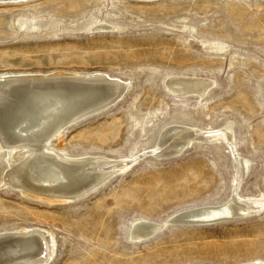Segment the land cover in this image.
<instances>
[{"label": "rangeland", "instance_id": "1", "mask_svg": "<svg viewBox=\"0 0 264 264\" xmlns=\"http://www.w3.org/2000/svg\"><path fill=\"white\" fill-rule=\"evenodd\" d=\"M3 4L0 76L104 73L122 94L64 134L63 155L102 158L113 172L85 195L44 200L5 186L0 153V233L48 232L53 254L38 264H264V0ZM169 75L213 85L179 98L164 88ZM175 125L191 136L169 156L179 143L161 137ZM232 193L245 204L236 220L169 223ZM143 220L166 227L130 238Z\"/></svg>", "mask_w": 264, "mask_h": 264}, {"label": "bare ground", "instance_id": "2", "mask_svg": "<svg viewBox=\"0 0 264 264\" xmlns=\"http://www.w3.org/2000/svg\"><path fill=\"white\" fill-rule=\"evenodd\" d=\"M24 1L29 0H0V4ZM215 46L219 48L221 45ZM86 75L0 76V153L5 150V186L37 198L73 200L89 193L112 176L113 172L104 170L108 163L106 160L98 157L71 158L60 150L64 134L73 124L98 112L102 104L122 94V87L117 81L104 73ZM93 77L98 78L90 79ZM212 85L209 79L198 76L169 75L164 80L165 90L179 98H204ZM57 106L58 109L62 108L57 116L44 117L48 113L52 115ZM230 127L226 129L232 133ZM190 136L189 129L175 125L161 137V142L179 143L178 150L174 152L178 153ZM247 165L248 161L243 158L240 172L243 167L245 172ZM233 193L231 200L222 204L182 211L175 218L193 221L239 214L243 211L241 206L244 203L240 202L239 197L238 200L234 199ZM224 209L228 213H224ZM150 222L143 220L135 225L133 223L130 238L144 240L166 227V223ZM52 254L53 241L45 230L25 228L0 233V264L45 263Z\"/></svg>", "mask_w": 264, "mask_h": 264}, {"label": "water", "instance_id": "3", "mask_svg": "<svg viewBox=\"0 0 264 264\" xmlns=\"http://www.w3.org/2000/svg\"><path fill=\"white\" fill-rule=\"evenodd\" d=\"M83 78V77H82ZM85 78H88V77H85ZM96 78H98V77H93V78H90V79H96ZM59 106V105H58ZM58 106H57V108H56V110H53V112H52V115L50 114V113H48V114H46L44 117H47L48 115L50 116L49 118H52V117H55V116H57V114H59V112H60V110L62 109H60V107H59V109H58ZM55 115H54V114ZM78 123V121L75 123V124H73L72 125V127L74 126V125H76ZM71 128V127H70ZM179 152H180V150H179ZM178 152V153H179ZM178 153H174L173 152V154H171V155H169V156H175V155H177ZM223 212L224 213H228L227 212V210L226 209H224L223 210ZM231 216V217H230ZM240 216H239V214H233V215H229V217H227V218H221V219H202V220H193V221H185V220H183V219H179V218H172V221L171 222H169L170 224L171 223H173V224H178V225H183V226H190V225H205V224H214V223H218V222H226V221H233V220H236V219H238ZM150 237H153V235H150V236H148V238H150ZM148 238H146V239H148Z\"/></svg>", "mask_w": 264, "mask_h": 264}]
</instances>
